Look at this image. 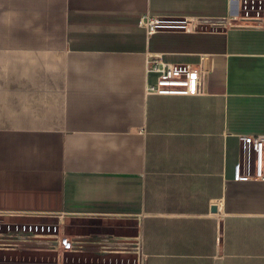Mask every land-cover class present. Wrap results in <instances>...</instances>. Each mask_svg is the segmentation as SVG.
Returning a JSON list of instances; mask_svg holds the SVG:
<instances>
[{"label":"crops","instance_id":"1","mask_svg":"<svg viewBox=\"0 0 264 264\" xmlns=\"http://www.w3.org/2000/svg\"><path fill=\"white\" fill-rule=\"evenodd\" d=\"M243 1L0 0V241L93 243L3 245L0 264H264V181L236 177L239 137L264 133ZM153 60L202 70L201 91L158 89Z\"/></svg>","mask_w":264,"mask_h":264},{"label":"built area","instance_id":"2","mask_svg":"<svg viewBox=\"0 0 264 264\" xmlns=\"http://www.w3.org/2000/svg\"><path fill=\"white\" fill-rule=\"evenodd\" d=\"M247 18L254 24L253 28L264 30V0H244ZM148 35L156 31L162 21L154 17H146L142 22ZM146 71H156L159 73L157 88L171 91L178 88H192L199 92L203 86V71L193 70L182 65H166L161 67L157 60L148 62ZM239 141L243 150V172H236V177L240 180L264 181V133L257 135H241ZM51 228V229H50ZM7 244L15 245L23 242L44 243L52 249L59 245L64 248H74L78 245V240L61 237L56 232V227L43 225H22L16 233L4 240ZM8 246V245H7ZM129 250L138 251V241L120 245ZM138 264H143L139 259Z\"/></svg>","mask_w":264,"mask_h":264},{"label":"rangeland","instance_id":"3","mask_svg":"<svg viewBox=\"0 0 264 264\" xmlns=\"http://www.w3.org/2000/svg\"><path fill=\"white\" fill-rule=\"evenodd\" d=\"M15 224H17V223H15ZM15 224H9V223L3 222V221L0 222V233H5V232H7V230H10V229H16L15 227H17V226ZM70 229L71 228H69V226H67V230H70ZM74 231L79 232V231H81V229L80 228H75ZM83 242L91 243V242H88V241H83ZM92 245H93V243H92ZM92 245H87V246H84V247H88V246H92ZM2 246L3 245H0V247H2Z\"/></svg>","mask_w":264,"mask_h":264},{"label":"water","instance_id":"4","mask_svg":"<svg viewBox=\"0 0 264 264\" xmlns=\"http://www.w3.org/2000/svg\"><path fill=\"white\" fill-rule=\"evenodd\" d=\"M30 243L33 244L34 242H23V243H19V244H30ZM0 245H10V244L5 243L4 241H0ZM87 245H92V243L79 241L77 246L78 247H84V246H87Z\"/></svg>","mask_w":264,"mask_h":264}]
</instances>
